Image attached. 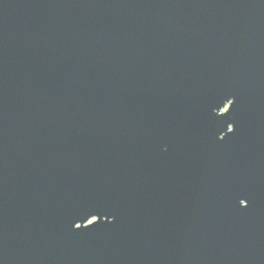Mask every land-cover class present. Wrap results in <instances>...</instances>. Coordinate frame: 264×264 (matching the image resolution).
I'll use <instances>...</instances> for the list:
<instances>
[{"label": "water", "instance_id": "water-1", "mask_svg": "<svg viewBox=\"0 0 264 264\" xmlns=\"http://www.w3.org/2000/svg\"><path fill=\"white\" fill-rule=\"evenodd\" d=\"M0 264H264V0H0Z\"/></svg>", "mask_w": 264, "mask_h": 264}]
</instances>
